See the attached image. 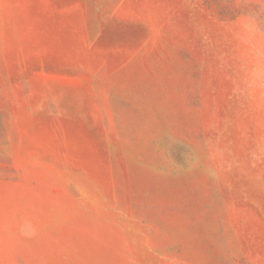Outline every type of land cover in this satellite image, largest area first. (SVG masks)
Instances as JSON below:
<instances>
[{
  "label": "rangeland",
  "instance_id": "1",
  "mask_svg": "<svg viewBox=\"0 0 264 264\" xmlns=\"http://www.w3.org/2000/svg\"><path fill=\"white\" fill-rule=\"evenodd\" d=\"M0 264H264V0H0Z\"/></svg>",
  "mask_w": 264,
  "mask_h": 264
}]
</instances>
